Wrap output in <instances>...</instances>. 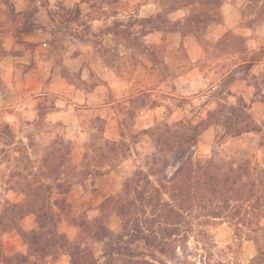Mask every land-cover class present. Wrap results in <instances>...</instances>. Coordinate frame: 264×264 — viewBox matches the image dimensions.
Here are the masks:
<instances>
[{
  "label": "rangeland",
  "instance_id": "374dc122",
  "mask_svg": "<svg viewBox=\"0 0 264 264\" xmlns=\"http://www.w3.org/2000/svg\"><path fill=\"white\" fill-rule=\"evenodd\" d=\"M242 101L260 130L223 139L224 121L208 116ZM180 122L205 129L191 149L197 158L264 167V0H0V264H69L66 251L37 254L15 230L37 229L34 215L19 221L13 206L47 185L52 201L67 203L55 208L57 230L71 242L82 220L121 234L122 218L101 204L148 170L153 131H183ZM139 192L124 200L136 202L140 228L170 237L167 245L140 240L134 257L107 261L104 243H92L102 264H258L264 220L252 200L172 212L157 206L169 194L145 183ZM238 215L247 222L238 226ZM15 255L22 261H7Z\"/></svg>",
  "mask_w": 264,
  "mask_h": 264
},
{
  "label": "trees",
  "instance_id": "16d2710c",
  "mask_svg": "<svg viewBox=\"0 0 264 264\" xmlns=\"http://www.w3.org/2000/svg\"><path fill=\"white\" fill-rule=\"evenodd\" d=\"M253 63L249 61L245 65L250 68ZM208 118L218 122L224 121L223 139L260 130L244 101L237 107L212 112ZM180 125H184L183 131L180 128H168L167 125L168 129L165 132L162 128H156L152 136L156 142L157 151L152 160L147 162L148 170H137L123 183L121 192L117 196L108 198L101 204L102 209L112 206L122 218L121 234L113 235L99 220L91 223L82 220L79 223L81 233L76 241L71 242L65 234L57 230L60 216L55 208L62 211L67 203L64 199L52 201L53 189L50 185L46 186L44 193L29 194L30 203L27 206L23 204L13 206L19 221L24 219L26 213H29L35 216L37 224V229L27 231L21 226H16L17 220H14L16 232L31 250H35L42 256L46 255L45 250L49 247H58L66 251L70 259L69 264H102L95 258L89 247L95 242L104 243L103 257L107 261L119 256L134 257L135 253L131 251V246L140 240L155 248L166 246L170 237H164L152 227L140 228L139 222L131 213L132 209H136V202L124 200V197L132 193H140L142 183H145L146 187L149 186L152 193L169 194L172 201L158 203L157 206L161 209L169 208L172 212L176 209L180 211L182 207L190 210L195 207L223 210L231 202L239 203L250 199L253 201L254 217H257L259 221L264 220V167L250 161L236 164L221 159L216 160L215 155L197 158L191 149L197 144L198 138L205 130L204 127L202 124L188 123L186 125L183 122H180ZM176 166L178 167L176 172L168 177L167 169ZM55 169L51 168L50 163L47 164L49 179L56 184L59 194H65L68 189L62 190L63 185L58 175L52 178L56 172ZM152 179L157 185L153 184ZM146 191L147 188H143L140 194L144 195ZM150 203L151 200L144 206L148 207ZM246 214L250 215V213ZM242 218L238 215V226L247 222L246 218ZM236 230L239 235L243 234L239 227ZM150 242L153 244L150 245ZM258 256V264H263L264 250H259ZM13 259L22 261L23 256L15 255L9 257L7 261L10 262Z\"/></svg>",
  "mask_w": 264,
  "mask_h": 264
},
{
  "label": "crops",
  "instance_id": "0c3cea01",
  "mask_svg": "<svg viewBox=\"0 0 264 264\" xmlns=\"http://www.w3.org/2000/svg\"><path fill=\"white\" fill-rule=\"evenodd\" d=\"M95 22H97V23H101L100 21H95ZM95 28H98V27H95ZM97 30V29H96ZM46 46H47V44H45ZM11 50V48L9 49V51ZM6 58H8V59H17L18 58V56H15V55H13V54H8L7 56H6ZM42 61V60H41ZM102 69H104V70H107V68H102ZM103 74H104V71L102 72ZM28 113V112H27ZM61 112L60 111H54V112H52L51 114H49V117H51V118H54V116H58L59 114H60ZM57 118V117H56Z\"/></svg>",
  "mask_w": 264,
  "mask_h": 264
}]
</instances>
